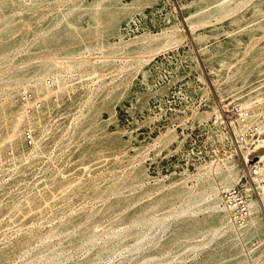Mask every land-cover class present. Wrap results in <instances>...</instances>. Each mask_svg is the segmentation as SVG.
<instances>
[{
	"label": "rangeland",
	"instance_id": "374dc122",
	"mask_svg": "<svg viewBox=\"0 0 264 264\" xmlns=\"http://www.w3.org/2000/svg\"><path fill=\"white\" fill-rule=\"evenodd\" d=\"M209 1L215 6L221 0ZM193 2L120 0L116 33L101 36L94 22L88 36L43 48L41 55L49 59L87 62L46 70L41 83L47 87L41 90L32 82L15 88L30 113L45 91L54 99L68 91L77 96L65 100L64 107L54 104L43 123L45 154L26 161L19 191L0 197V264H123L137 236L127 232L132 221L139 233L148 225L155 231L154 220L172 214L199 187H216L224 206L228 191L239 188L249 203L245 184L250 176L240 177L230 168L229 152L236 148L230 124H238L239 113L246 110L233 95L245 93L248 81L264 68V0H230L225 9L212 11L213 5H207L187 19ZM235 39L232 58L222 62L219 50ZM76 47L81 49L73 53ZM206 53L215 58V76L205 64ZM259 96L261 102L249 110L264 109V88ZM221 99L228 103L222 105ZM98 154H105L106 161L88 174H76L77 163ZM16 173L4 165L0 192ZM75 179L79 184L61 200L27 220L11 222L27 202L38 204ZM178 250L173 246L150 264H221L228 254L243 260L233 263V256L227 264H260L264 258L257 238L208 254Z\"/></svg>",
	"mask_w": 264,
	"mask_h": 264
},
{
	"label": "bare ground",
	"instance_id": "6f19581e",
	"mask_svg": "<svg viewBox=\"0 0 264 264\" xmlns=\"http://www.w3.org/2000/svg\"><path fill=\"white\" fill-rule=\"evenodd\" d=\"M229 1H217L214 6V2L209 0H197L190 5L192 11L187 13L186 18H192L193 14L202 11L207 5L209 8L213 5L210 11L225 9L230 5ZM120 5V0H93L92 2L85 0H0V130L4 136L0 145V160L17 169L16 176L9 177L8 183L1 190L0 197L13 189L19 191V186L26 177V161H37L45 154L48 137L43 133V123L53 110L54 104H62L65 100H71L77 96V93L68 91L65 94H57L54 99L50 93L45 91L44 99L30 106L33 110L30 113L15 88L21 83L32 82L36 91L41 90L47 87L41 83L42 75L46 70L60 67L62 64L72 67L76 62L86 63L87 61L80 60L68 64V61L64 60L66 58L52 59L53 57H50L49 59L42 56L41 51L47 46H61L88 36L89 27L94 22L98 26L99 35L109 36L116 33L118 19L115 15ZM238 42L239 40L235 39L225 44V47H221L219 52L222 53V62L232 58L233 50ZM80 49L79 47L74 48L73 53L79 52ZM94 58L96 60L97 56ZM214 60L213 55L206 53L205 64L213 76L217 74L212 67ZM199 71L202 83L207 86L209 80L207 82V78L203 76L200 69ZM73 82L75 81L66 83V87ZM247 87L245 93L240 92L233 95V99L237 101L241 110L246 108L250 111V116L244 122L239 120L238 124H230L232 143L236 142V148L229 152L230 168L235 169L240 177L250 176L248 166L250 167L258 158L263 163L261 175L250 176V181L245 184L246 191L251 196L249 200L251 213L247 222L243 225H236L233 222L216 187L213 185H210L208 189L207 186L199 187L195 195L188 197L185 203L172 214L169 213L155 219L153 222V225L157 226L155 231H149L152 225H148L145 231L139 233V227H134L136 220L132 221L127 232L137 236L134 240V248L128 251L129 254L122 260L123 264L159 262L160 258L167 255L169 248L173 246L179 249V253L187 249H197V251H206L208 254L213 250L221 251L223 246H237L242 239H246L249 244L250 240L257 238L260 245H264V153L256 159L251 158L249 155L252 149L249 145L252 144V140L246 136L247 131L252 127V129L257 128V134L264 132V109L249 110L261 102L259 93L264 88V68L248 81ZM209 97L213 102L217 118H220L221 110H218L210 92ZM220 101L224 106L228 103L227 99ZM64 106L65 104H62V107ZM91 115L92 113L86 117L87 122L91 121ZM83 124L78 131L79 134L84 129ZM26 130L31 131L35 137V149L29 148L24 141ZM261 147H264V137H259L255 143V149ZM106 158L105 154H98L90 160L80 161L73 169L76 174H88L106 161ZM22 159L24 163L21 165ZM1 175L2 169L0 168ZM67 175L69 171L63 174V176ZM78 184L79 181L76 179L68 181L54 189L49 196L42 198L38 204L32 205L27 202L25 208L18 210L11 222L27 220L36 210L50 207ZM231 187L228 186L229 189ZM65 244L66 242L62 243L61 248ZM238 248L241 249L240 246ZM54 253V251L51 252L48 258L53 257ZM233 256L235 258L233 263H242L243 258L240 255L228 254L226 256L228 260L226 258L221 264L232 261ZM206 257L207 255L204 256ZM260 264H264V258Z\"/></svg>",
	"mask_w": 264,
	"mask_h": 264
},
{
	"label": "built area",
	"instance_id": "2783aa9c",
	"mask_svg": "<svg viewBox=\"0 0 264 264\" xmlns=\"http://www.w3.org/2000/svg\"><path fill=\"white\" fill-rule=\"evenodd\" d=\"M249 116H250V111L244 110L239 113L238 119L244 122ZM263 135L264 132L257 134V128L250 129L249 131H247L246 136L252 140V144H253L252 152L250 153L249 156L254 158L260 156L259 151L264 149V147L255 149V143L258 141L259 137H262ZM3 137H4L3 132L0 130V145L3 142ZM24 141L28 146L35 145V137L31 131L29 130L25 131ZM4 165H5L4 162L0 160L1 169L4 167ZM262 165L263 163L261 162V159L258 158L256 161H254L252 165H250V167L248 166L249 175L251 177L261 175ZM225 207L228 210L233 222L236 225H243L249 219L251 208L246 197L239 188H232L231 190L228 191V197L226 198Z\"/></svg>",
	"mask_w": 264,
	"mask_h": 264
},
{
	"label": "water",
	"instance_id": "95a60500",
	"mask_svg": "<svg viewBox=\"0 0 264 264\" xmlns=\"http://www.w3.org/2000/svg\"><path fill=\"white\" fill-rule=\"evenodd\" d=\"M257 157H255L254 159H256Z\"/></svg>",
	"mask_w": 264,
	"mask_h": 264
}]
</instances>
